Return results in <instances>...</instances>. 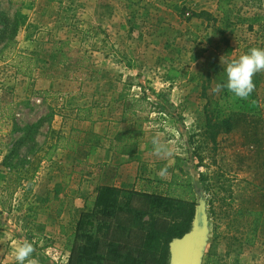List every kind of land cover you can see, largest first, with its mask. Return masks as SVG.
Returning <instances> with one entry per match:
<instances>
[{
	"label": "rangeland",
	"instance_id": "obj_1",
	"mask_svg": "<svg viewBox=\"0 0 264 264\" xmlns=\"http://www.w3.org/2000/svg\"><path fill=\"white\" fill-rule=\"evenodd\" d=\"M246 46L264 48V0H0V247L10 249L11 227L23 216L36 232L34 215L49 216L63 243L96 188L115 185L109 167L83 161L89 147L108 150L110 122L116 143L135 131L138 148L148 146L137 181L127 171L119 187L162 194L180 159L207 216L202 264H264V190L242 182L245 174L218 179L207 143L202 165L190 154L207 102L224 117L247 108L264 120L260 75L245 99L223 87L224 66ZM93 115L96 121L80 129L77 123ZM99 124L102 139L94 133ZM70 134L83 144L76 154L53 148ZM58 151L65 152L60 159ZM84 181L93 192L75 207ZM261 208L251 236L254 216L245 214ZM39 239L45 257L54 260L45 253L51 246L63 261L57 240Z\"/></svg>",
	"mask_w": 264,
	"mask_h": 264
},
{
	"label": "trees",
	"instance_id": "obj_2",
	"mask_svg": "<svg viewBox=\"0 0 264 264\" xmlns=\"http://www.w3.org/2000/svg\"><path fill=\"white\" fill-rule=\"evenodd\" d=\"M1 20L4 23L8 22L6 19ZM11 41L9 39L2 50L10 48ZM225 44H228L226 39ZM250 48L253 47L246 46L243 54ZM21 57L31 61L29 58ZM18 74L29 78L31 70L22 72L19 69ZM256 74L262 77L264 85V70ZM202 114L204 120L198 132L190 138L191 145L194 143L192 140L198 138L199 144L190 153L196 159L197 166L202 165L204 159L200 155V149L207 143L213 153L212 160L218 165L216 175L218 179L227 175L245 174L249 179L244 178L242 182L262 192L264 190L262 117L247 108H236L224 117L215 104L208 102L203 107ZM136 133L132 131L121 136L123 142L116 143L115 146L117 155L136 154L140 143L135 139ZM71 134L67 138L62 136L57 138L53 148L76 154L77 147L83 144L75 141ZM115 140L118 141L116 138ZM63 142L66 145H63ZM227 150L230 154L226 153ZM179 163L180 159H177L170 180L163 182L162 194L116 188L110 183L98 186L91 200L85 202L84 211L80 214L72 233L66 237L64 244V249L68 252L66 264H169V245L190 231L197 207L192 179ZM113 169L115 172L112 173L111 179L116 176L117 166ZM199 178V182L203 184L202 174ZM245 215L254 216L249 233L255 236L262 218V208L259 212H247ZM246 242L253 245L252 239H246ZM211 261L209 258L205 264H216L215 261H212L213 263Z\"/></svg>",
	"mask_w": 264,
	"mask_h": 264
},
{
	"label": "crops",
	"instance_id": "obj_3",
	"mask_svg": "<svg viewBox=\"0 0 264 264\" xmlns=\"http://www.w3.org/2000/svg\"><path fill=\"white\" fill-rule=\"evenodd\" d=\"M111 108L109 107V115L111 112ZM110 120V118H109ZM91 121H96V119L94 118V115L90 118V119H86L83 122L79 121L77 124H80L81 128L83 127V125H89L92 124ZM94 133L101 137H107L106 136V130H102L100 127V124L98 125L97 130L94 131ZM115 136H116V131L114 130L113 125H111V123L109 122V148L108 150L105 149H98L95 147H89L87 149V154L85 156V159H83L85 165L87 166H96V167H109V178H107L109 180V182H115V185H113L116 188H121L119 186H121L122 184H120V182L123 180V178L126 176L127 171H129V179H132V183H134L135 179L137 181V178L140 175V170H141V165L143 161H145L146 155H145V151L148 148V146H146L144 143L141 144V146L137 149V153L133 156H120L117 155L115 153V146H116V142H115ZM146 141V140H145ZM63 154H65V152L63 151H58L57 152V158L60 159L61 156H63ZM117 166V174L115 176V178H112V173L115 172V170L113 169L114 167ZM97 180L95 181L96 184ZM139 183V182H138ZM121 189H133V188H121ZM136 189V188H135ZM93 192L89 191V185L88 182L84 181L83 184L81 185V190H80V195H79V202L74 203L75 207L76 204L78 207H80V203L81 200L84 199L85 197H87V194ZM72 206V204H69V206L67 207V209L65 210L66 214L68 215L69 213V208ZM69 217V216H68ZM21 218V217H20ZM32 219H36L35 221V226L37 227L36 232H31L28 230V226H29V222L31 220H29V217H25L23 216L20 222H19V226L16 223V220L13 224V226L11 227V233L9 236L10 238L8 239L9 242V250L6 252L5 249L3 250L0 247V260L2 258H4V262L3 263H16L15 258H14V250L19 247L21 244H23L25 241L32 243L33 247H34V252L32 253L31 257L29 258L30 261L32 262V264H66L67 260H68V252L65 251L64 249V244L65 241H63V243L60 244V241L57 237L58 232L57 229H55L52 224L53 221L50 219L49 216L47 215H34V217ZM17 220V222L19 221ZM69 221L70 218H69ZM40 237H45L48 239H52V240H57L58 242L56 246L59 248V250H61V256H62V260L63 261H56V260H52L49 259L47 257L44 256V248H40V245L37 244V241L40 240ZM26 264H28V262L26 261Z\"/></svg>",
	"mask_w": 264,
	"mask_h": 264
},
{
	"label": "clouds",
	"instance_id": "obj_4",
	"mask_svg": "<svg viewBox=\"0 0 264 264\" xmlns=\"http://www.w3.org/2000/svg\"><path fill=\"white\" fill-rule=\"evenodd\" d=\"M264 70V48L253 47L248 52L240 55L238 59L231 60L224 66L227 81L223 87L227 88L235 96L245 99L255 88L253 76ZM156 153L159 154L161 147L158 139L153 140ZM34 252L32 243L25 241L14 250L16 264H32L30 257Z\"/></svg>",
	"mask_w": 264,
	"mask_h": 264
},
{
	"label": "water",
	"instance_id": "obj_5",
	"mask_svg": "<svg viewBox=\"0 0 264 264\" xmlns=\"http://www.w3.org/2000/svg\"><path fill=\"white\" fill-rule=\"evenodd\" d=\"M208 221L204 204L196 207L192 227L188 233L169 245V264H202V257L207 242Z\"/></svg>",
	"mask_w": 264,
	"mask_h": 264
},
{
	"label": "built area",
	"instance_id": "obj_6",
	"mask_svg": "<svg viewBox=\"0 0 264 264\" xmlns=\"http://www.w3.org/2000/svg\"><path fill=\"white\" fill-rule=\"evenodd\" d=\"M46 255L52 257L54 260L58 258L59 253L57 252L56 248H53L51 246H47L46 247V251H45Z\"/></svg>",
	"mask_w": 264,
	"mask_h": 264
}]
</instances>
